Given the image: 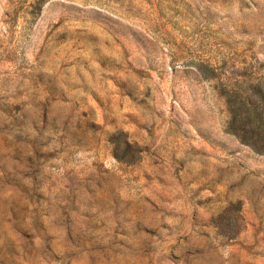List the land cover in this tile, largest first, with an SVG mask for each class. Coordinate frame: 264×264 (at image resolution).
Returning <instances> with one entry per match:
<instances>
[{
	"label": "rangeland",
	"instance_id": "374dc122",
	"mask_svg": "<svg viewBox=\"0 0 264 264\" xmlns=\"http://www.w3.org/2000/svg\"><path fill=\"white\" fill-rule=\"evenodd\" d=\"M261 75L264 0H0V264H264Z\"/></svg>",
	"mask_w": 264,
	"mask_h": 264
},
{
	"label": "trees",
	"instance_id": "16d2710c",
	"mask_svg": "<svg viewBox=\"0 0 264 264\" xmlns=\"http://www.w3.org/2000/svg\"><path fill=\"white\" fill-rule=\"evenodd\" d=\"M233 89L228 94L227 106L229 119L226 131L237 136L242 144L249 146L256 153L264 155V75L258 77L254 86ZM236 100L233 102L230 97ZM38 163L30 166L36 170Z\"/></svg>",
	"mask_w": 264,
	"mask_h": 264
}]
</instances>
